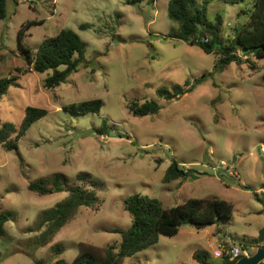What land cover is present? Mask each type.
I'll return each mask as SVG.
<instances>
[{"label":"rangeland","instance_id":"1","mask_svg":"<svg viewBox=\"0 0 264 264\" xmlns=\"http://www.w3.org/2000/svg\"><path fill=\"white\" fill-rule=\"evenodd\" d=\"M126 1L7 0V17L0 20V79L14 77L16 86L0 98V127H20L29 106L48 114L28 129L17 150L0 147V213L9 216L7 235L0 237V264L73 262L81 243L104 260L105 249L122 241L112 231L132 225L124 200L134 194L158 199L164 208L191 198L225 200L233 216L203 229L183 225L178 234L161 235L158 243L120 264H199L196 251L221 264L233 247L264 228V58L245 61V56L218 70L220 52L206 53L168 37L176 28L168 17L170 0ZM248 6L252 0L234 5L211 0L208 17L221 14L224 36L233 38L237 26L243 29L240 12ZM29 22L36 24L23 42L33 52L44 39L69 29L87 44L88 66L56 89H46L51 72H29L20 46L19 32ZM84 24L89 27L81 29ZM203 76L204 82L180 98L158 95L161 88ZM95 99L103 102L99 114L64 109ZM135 100H156L162 108L137 117L128 108ZM174 160L193 170L195 179L165 182ZM59 173L72 186L95 190L99 201L95 208H78L49 243L33 249L40 232L31 228L38 217L69 194L40 196L29 184ZM87 173L91 177L80 182L78 175ZM93 178L101 185H93ZM243 250L255 253L251 246Z\"/></svg>","mask_w":264,"mask_h":264},{"label":"trees","instance_id":"2","mask_svg":"<svg viewBox=\"0 0 264 264\" xmlns=\"http://www.w3.org/2000/svg\"><path fill=\"white\" fill-rule=\"evenodd\" d=\"M144 0H127L129 5L141 4ZM226 4H241L248 0H223ZM211 0H204L199 6L197 0H170L168 4V17L175 23L176 28L168 37L186 42L189 45L201 47L206 53L218 51L222 54L218 70L232 62L241 63L251 57L264 58V0H252V7L242 9L240 12L244 17L243 29L239 32L236 27V34L233 38L225 37L223 31V16L217 14L214 20L208 17V6ZM7 17V0H0V20ZM36 22H29L19 32L21 48L27 52L29 72L48 73L44 87L48 90L56 89L66 83L69 78L79 72L80 67H87V44L74 31L62 30L55 37L44 39L37 52H33L24 44L25 32ZM89 25L84 24L81 29H87ZM211 48V49H210ZM205 76L197 79L194 83L184 82L183 85H173L171 89L161 88L158 90L160 98L167 101L180 98L191 92L195 87L204 82ZM14 77L0 79V98L8 93L9 89L16 86ZM103 108L100 99L73 103L64 107L65 110L78 114L97 113ZM128 108L137 117L158 114L161 105L156 100L133 101ZM48 114L42 108L29 106L26 109L25 118L20 127L12 123H4L0 127V147L9 151L17 150V142L27 133L28 129L37 121ZM105 123V122H104ZM104 134L105 130H99ZM200 174V173H199ZM91 177L87 174H79L78 180L85 181ZM193 170H185L177 161H173L165 175V182L172 180L195 179ZM95 186L101 185L97 179H91ZM29 189L45 196L53 193L67 192L69 196L58 203L55 208L44 211L36 222V230L40 234L34 238L33 249H37L49 243L72 219H74L78 208H95L99 198L95 190L85 188L81 185L72 186L70 178L62 173L56 174L50 180H43L39 183H30ZM124 209L132 217V225L128 230L114 229L112 232L122 235L119 245H111L105 249L104 260L98 259L95 254L89 251L88 244L81 243V252L73 262L59 259L49 264H120L125 258L134 256L158 243L161 235L174 236L179 233L181 227L190 224L197 229H203L215 225L221 219H230L233 216V206L220 199H197L191 198L184 204L164 208L158 199L134 194L124 200ZM9 216L0 213V237L7 235L6 224ZM244 248L249 245L243 244ZM59 254L64 251L57 249ZM0 255V259H1ZM194 258L199 264H211L209 255L205 251H196ZM239 258L231 260V256H225L221 264H235ZM35 264H43L37 261ZM261 264H264L261 263Z\"/></svg>","mask_w":264,"mask_h":264},{"label":"water","instance_id":"3","mask_svg":"<svg viewBox=\"0 0 264 264\" xmlns=\"http://www.w3.org/2000/svg\"><path fill=\"white\" fill-rule=\"evenodd\" d=\"M238 30L240 32L241 25L239 26ZM247 244L251 247H254L255 253L253 255H244L240 257L235 264H261L263 263L264 262V228L263 230H261L258 237L248 240Z\"/></svg>","mask_w":264,"mask_h":264},{"label":"built area","instance_id":"4","mask_svg":"<svg viewBox=\"0 0 264 264\" xmlns=\"http://www.w3.org/2000/svg\"><path fill=\"white\" fill-rule=\"evenodd\" d=\"M244 246L242 244H240L239 246L233 247L230 250V256H231V260L240 258L242 256H244L246 253L245 250H243Z\"/></svg>","mask_w":264,"mask_h":264},{"label":"crops","instance_id":"5","mask_svg":"<svg viewBox=\"0 0 264 264\" xmlns=\"http://www.w3.org/2000/svg\"><path fill=\"white\" fill-rule=\"evenodd\" d=\"M245 255H249V254L246 253Z\"/></svg>","mask_w":264,"mask_h":264}]
</instances>
